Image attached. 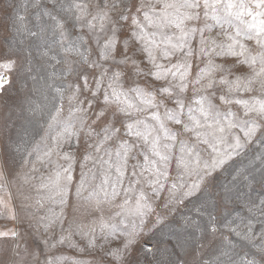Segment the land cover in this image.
Here are the masks:
<instances>
[{"label":"snow or ice","instance_id":"snow-or-ice-1","mask_svg":"<svg viewBox=\"0 0 264 264\" xmlns=\"http://www.w3.org/2000/svg\"><path fill=\"white\" fill-rule=\"evenodd\" d=\"M40 5L41 0H35L33 7ZM42 16L53 22L51 34H58L56 42L62 51L78 60L73 61L75 67L69 65L64 72L65 79L72 76L73 80L63 89H55L60 103L48 114L52 145L37 156L38 161L49 163L53 154L59 158L54 170L41 179L38 191H45L47 195L41 199L59 204L61 211H50L37 219V227L50 235L31 251L25 249L32 264H61L67 258L52 250L65 244L94 253L95 264H147L153 248L141 243V238L146 218L155 208L143 187L137 188L142 181L158 198L167 191L163 207L169 210L171 205L184 204L200 194L196 218H185L186 226L192 229L193 253L226 228L252 249L241 257L240 264H264V231L254 232L251 219L242 221V228L225 223L223 212L236 201L231 188L225 185L221 190L213 183L217 170L244 146L234 129L243 134L245 143L254 138L264 143V0H98L95 4L47 0ZM17 19L23 22L25 17ZM11 29L38 39L47 31H31L23 23H13ZM70 29L79 32L78 43L65 46ZM245 66L247 73L242 71ZM18 68L31 72L30 63L20 65L19 57L0 62V91L11 83L9 74ZM257 91L260 95L249 99L236 95ZM65 92L72 105V122L60 119ZM220 105H239L242 115L230 107L222 112ZM229 135L234 141L228 144L232 151H221L220 145ZM113 141L115 149L106 147ZM200 145L210 149L209 160H202ZM20 151L9 130L7 142L0 144V179L15 171L13 157ZM101 152L107 160L99 156ZM173 161L179 182L166 187ZM97 162L107 168L101 183L90 188L89 175L94 180L95 173L88 165ZM185 175L195 176V180L187 183ZM73 184L77 200L83 199L100 215L88 224L73 219L65 229V206ZM130 193H135L134 203ZM122 194V202L115 204ZM36 203L43 207L40 200ZM105 204L120 210L105 219ZM253 210L264 215V201L248 209L249 213ZM0 215L18 219L15 208L3 198ZM128 216L137 217L139 223L129 225ZM9 237L18 238V231L0 230L5 242ZM73 237H79L83 244ZM9 247L13 259L6 264H28L23 257L15 258L20 257L18 244ZM175 264L184 262L176 260Z\"/></svg>","mask_w":264,"mask_h":264},{"label":"rangeland","instance_id":"rangeland-1","mask_svg":"<svg viewBox=\"0 0 264 264\" xmlns=\"http://www.w3.org/2000/svg\"><path fill=\"white\" fill-rule=\"evenodd\" d=\"M84 2L95 4L98 0H84ZM34 3L35 0H0V62L7 57H19L20 65L27 66L30 63L31 67L30 73H25L23 68H18L10 73L11 83L0 93V144L7 142L9 130H11L12 141L19 144L21 149L20 153L13 157L15 162L12 167L15 171L0 179V198L13 206L18 214L16 221L8 220L4 215H0V230L15 228L19 233L18 238L9 237L6 242L5 238H0V264H6L13 259V253L9 246L15 244L19 245L16 251L20 253V257L15 258L23 257L28 264H32L31 257L25 254V249L31 251L37 243L50 235L45 233L42 228L37 227V219L49 214L50 211L55 213L61 211L59 204L41 199L47 195L45 191H38L41 179L46 178L54 170L55 162L59 158L53 154L52 162L49 163L38 161L37 156L42 155L52 145L48 133V114L54 104L60 103L55 89H63L67 83L73 80L72 76L65 79L64 72L69 65L75 67L73 61L78 60V57L63 52L56 42L58 34L57 36L51 34L53 22L47 16H42L43 5L47 3V0H41L40 7H33ZM19 16H24L25 20L20 22L17 19ZM13 23H23L31 31L39 32L41 28H45L47 31L44 33L43 39L33 38L28 36L27 32L17 34L11 29ZM70 33L68 40L65 41V46L70 42L78 43L79 32L70 29ZM215 34L214 31L213 35ZM249 46L253 49L255 47L251 42H249ZM83 50L82 47L81 51ZM45 52L47 55H44ZM53 56L56 57L55 60L52 59ZM57 60L60 63H57ZM242 71L247 73V66ZM31 77H35V80ZM130 83V81L126 82L125 87H128ZM67 95L68 92H65L60 119L72 122L74 119L70 116L72 105L69 104ZM188 95L190 97L193 95L191 90ZM236 95L241 99H249L251 96H259L260 93L257 91L237 93ZM219 107L222 112H227L230 107L231 111L242 115V108L239 105H220ZM233 132L241 136L244 146L233 152L231 159L223 169L217 170L213 183L221 190L225 185L231 188L232 199L236 201L234 204H229L228 208L224 210L223 221L233 227L240 225L242 228L241 222L247 223L251 219L252 229L258 234L264 231V215L255 210L249 213L248 209L253 204L259 205L261 201H264V143H261L257 138H254L251 143H245L243 134L238 129H234ZM51 135H55V132ZM232 143L234 141L231 135L227 136L226 143L220 145L221 151L225 149L232 151L228 148V144ZM106 147L115 149V141ZM200 151L202 160L210 159V149L207 146L200 145ZM28 153H32V155L29 156ZM176 154L178 155V150ZM99 156H103L104 160L108 159L103 152ZM140 159L142 162V157ZM24 160L28 162L24 163ZM59 162L63 163V161ZM88 167L92 168L95 173L94 180L91 179V174L89 175L91 188L101 183L102 174L107 165L97 162L95 166L89 163ZM79 171V166H77V177ZM233 177H236L235 181H233ZM183 178L187 183L195 180V176L185 175ZM172 182H179L175 161L169 170L166 187L170 186ZM124 186H128L127 179ZM140 187H143V190L151 197L155 208V212L146 218V226L141 238V243L146 242L153 248V253L148 254L147 264H154L155 261H160L161 264H168V262L175 264L176 260L183 261L184 264H204V262L206 264H231V262L240 264L241 257L252 251L247 242L240 240L226 228H221L216 236L209 238L210 243L206 240L204 247L193 253L190 243L192 229L186 226L185 218L189 216L193 219L196 218L195 208L199 203L197 197L200 194L184 204L171 205V210H169L163 207L164 199L168 196L167 191L162 192L161 197L158 198L152 195L151 189L143 181L141 185L137 186V188ZM84 195L86 196L87 192ZM129 195L134 203L135 193ZM200 198L202 199V197ZM37 200H40L43 207L36 203ZM122 200L123 194L117 198L115 204L121 203ZM119 210L114 204H105L103 216L108 219ZM65 213V229L73 219L88 224L100 215L93 212L91 206L83 199L77 200L75 184L71 188L69 204L65 206ZM119 220L120 217H117L115 222L118 223ZM132 222L139 223V219L128 216L127 223L130 225ZM121 227L124 226L121 225ZM59 234L60 230L57 228L55 235L58 237ZM73 239L79 241L81 245L83 244L79 237H73ZM115 246V244L112 245V247ZM4 249L9 250L5 252ZM52 251L57 256L67 258L61 264H74V262L95 264L94 253L80 252L67 244L58 245ZM225 252L227 255H223ZM247 258L250 259L251 255Z\"/></svg>","mask_w":264,"mask_h":264},{"label":"built area","instance_id":"built-area-1","mask_svg":"<svg viewBox=\"0 0 264 264\" xmlns=\"http://www.w3.org/2000/svg\"><path fill=\"white\" fill-rule=\"evenodd\" d=\"M6 86H7V85H6ZM6 86H5V87H6ZM1 92H2V91H0V93H1Z\"/></svg>","mask_w":264,"mask_h":264}]
</instances>
